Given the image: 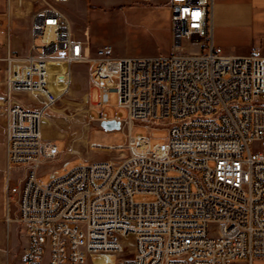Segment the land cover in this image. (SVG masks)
I'll use <instances>...</instances> for the list:
<instances>
[{
    "label": "built area",
    "instance_id": "1",
    "mask_svg": "<svg viewBox=\"0 0 264 264\" xmlns=\"http://www.w3.org/2000/svg\"><path fill=\"white\" fill-rule=\"evenodd\" d=\"M68 1L7 0V18L28 14L27 3L37 6L29 12L26 54L13 51L10 25L0 41L6 220L25 228L22 264H90L93 252L126 251L131 234L135 248L117 264H253L264 258V46L226 54L213 40L210 0H170L173 50L132 68L134 56L118 55L111 45L90 52L75 36L63 6ZM50 61L86 64L93 88L117 92L125 114L111 116L99 100L92 102L98 117H91L119 120L127 143L89 142L91 150L117 157L41 172L62 153L42 131L46 113L62 97L50 90ZM23 93L35 99L25 104ZM164 119L154 128L167 130L161 142L133 131ZM34 132H42L43 141L34 140ZM70 164L61 162L65 169ZM14 170L21 171L16 180Z\"/></svg>",
    "mask_w": 264,
    "mask_h": 264
},
{
    "label": "rangeland",
    "instance_id": "2",
    "mask_svg": "<svg viewBox=\"0 0 264 264\" xmlns=\"http://www.w3.org/2000/svg\"><path fill=\"white\" fill-rule=\"evenodd\" d=\"M252 1L256 7L252 19L239 17L231 12L225 21L213 25L214 43L226 54L247 55L253 48L264 46V0ZM65 10L72 21L75 36L89 44L91 53L103 44L111 45L118 55L134 57L167 55L173 50L169 0H70ZM28 26L30 20L27 19L16 20L11 26L12 47L20 53H26L23 49L27 47ZM0 37L3 38V34L0 33ZM186 42L184 39L183 43ZM193 48L197 49L198 46L195 45ZM62 70L61 64H54L52 67L51 84L56 89L60 84ZM88 71L86 64L72 65V81L67 91L46 113L42 125L43 134L53 140L62 153L55 161L44 164L41 172L56 168L64 173L81 160L94 161L117 157L116 152L91 150L89 142L110 145L126 144L128 141L124 128L106 130L96 117H91L92 113L98 117L100 108L94 106L92 102L99 100L103 102L105 110L111 116L116 110H121L123 114L125 111L118 108L117 92H104L91 86ZM19 98L25 104L35 99L34 96L25 93L20 94ZM156 121V126H135L133 131L145 134L150 132L153 136L152 144L161 142L167 130L154 128L162 126L168 119ZM4 136L5 129L0 119V141L4 140ZM65 158L71 161L66 169L61 166ZM20 173V170H14L12 179L16 180ZM42 179L47 182L49 174H43ZM7 187V170L6 167L0 166V264H22L27 246L26 233L22 224L15 221L9 223L6 220ZM135 198L141 200L142 196L136 195ZM10 208V216L14 219L18 214L14 201L11 202ZM124 240L127 255L135 248V237L131 234ZM95 260L104 264L118 263L117 260L109 263L113 260L111 255H98L95 256ZM253 264H264V258L255 259Z\"/></svg>",
    "mask_w": 264,
    "mask_h": 264
},
{
    "label": "crops",
    "instance_id": "3",
    "mask_svg": "<svg viewBox=\"0 0 264 264\" xmlns=\"http://www.w3.org/2000/svg\"><path fill=\"white\" fill-rule=\"evenodd\" d=\"M170 1V0H169ZM70 2V0L63 4L64 8L65 6ZM254 1L252 0H234V1H222V0H214L212 5V22H223L228 18V15L233 12L239 17H248L249 19H252L253 17V11L256 7H254ZM170 4V3H169ZM27 9L25 15H12L10 18L6 17L7 13V0H0V19H1V27H0V33L3 34V38L0 37V41L4 43L7 40V33H6V27L7 25L12 26L13 22L16 20H30V26L27 27V47L23 49V51L26 53L29 51L31 41H32V34H31V13L30 11H33V9L37 8V6L33 3H27L26 5ZM260 16V15H259ZM264 16V15H263ZM262 16V17H263ZM264 18V17H263ZM11 46H12V33H11ZM13 51L18 55H24L26 53H20L16 49L12 47ZM0 74H2V79L0 80V84L2 86V90H0V96L3 91V80H4V67H0ZM3 126H4V119L3 117H0ZM7 162V155H6V146H5V136L4 140L0 141V166L6 167ZM27 239V238H26Z\"/></svg>",
    "mask_w": 264,
    "mask_h": 264
},
{
    "label": "bare ground",
    "instance_id": "4",
    "mask_svg": "<svg viewBox=\"0 0 264 264\" xmlns=\"http://www.w3.org/2000/svg\"><path fill=\"white\" fill-rule=\"evenodd\" d=\"M213 1L214 0H210V3L213 4ZM54 64H61L63 66V70L61 72V79H60V84L59 86H57V89L51 84L52 82V78H50V81H49V87H50V90L52 91V93L56 96L58 95H63L71 81H72V73H71V67L67 64V63H64V62H57V61H50L49 62V71L51 72L52 71V67ZM149 64H151V57H133L132 59V68H140V66H148ZM107 91H115V90H107ZM46 119V117L43 119V122L44 120ZM34 140L36 141H43V134L42 132H34ZM126 251H105V252H93L91 253L90 255V262L92 264H101L104 262H101V261H98V260H95V256H98V255H111L113 257V260L109 263H114L115 260H118L120 258H125V257H128L130 254H127L126 255Z\"/></svg>",
    "mask_w": 264,
    "mask_h": 264
},
{
    "label": "water",
    "instance_id": "5",
    "mask_svg": "<svg viewBox=\"0 0 264 264\" xmlns=\"http://www.w3.org/2000/svg\"><path fill=\"white\" fill-rule=\"evenodd\" d=\"M100 125L106 130H114L121 128V122L116 119H103L100 121Z\"/></svg>",
    "mask_w": 264,
    "mask_h": 264
},
{
    "label": "snow or ice",
    "instance_id": "6",
    "mask_svg": "<svg viewBox=\"0 0 264 264\" xmlns=\"http://www.w3.org/2000/svg\"><path fill=\"white\" fill-rule=\"evenodd\" d=\"M194 15L198 17L199 16V13H195Z\"/></svg>",
    "mask_w": 264,
    "mask_h": 264
}]
</instances>
